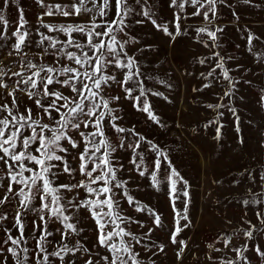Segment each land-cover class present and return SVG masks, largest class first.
Masks as SVG:
<instances>
[{
	"label": "snow or ice",
	"instance_id": "snow-or-ice-1",
	"mask_svg": "<svg viewBox=\"0 0 264 264\" xmlns=\"http://www.w3.org/2000/svg\"><path fill=\"white\" fill-rule=\"evenodd\" d=\"M12 2L13 0H0V23L3 24L0 41L14 37L9 47L17 54L25 48L35 47L53 59L51 63L25 60L20 65L22 71H5L0 67V89L6 93L0 102V226L9 220L7 207L15 208L11 213L12 227H2L6 238L0 241V264H53L52 258H56L60 264H76L73 258L80 252L91 253L84 264H142L139 259L141 253L134 248V245L140 244V239L134 232L120 225L135 224L143 228L145 224L141 220L124 215L125 210L120 201L126 199L129 206L135 207V211L149 213L152 222L148 225L145 237L150 238L155 229L163 228V221L154 210L142 206L128 194V181L118 175L122 173L124 165L115 154L125 147H130L133 152L130 163L141 177L146 173L150 176L152 187L159 190V185L165 179L168 182L169 197L176 213L175 227L169 231V239L172 244L181 246L176 253L177 259H180L187 245L183 239L178 240L177 237L191 226L188 182L173 166V161L167 154L151 141L147 143L158 156L163 157V161L155 159L151 171L145 166L143 152L137 149L141 148V142L145 141L146 137L135 129L121 126L118 123L122 119L118 114L119 109L114 106L121 99L118 93L112 94L115 85L124 91V99L134 100L133 106L138 111L147 113L154 123H159L158 116L153 114L147 99L150 90L145 88L140 79L143 73L138 67V62L125 50V46L131 42L126 31L129 27L128 18L136 9L129 0H69L68 3L57 4L36 0L45 11L37 17L36 33L39 39L32 41L29 39L31 33L25 29L27 21L23 8H19L18 27L10 35L6 34L9 22L3 13ZM141 3L142 0H135V4ZM143 3L146 5L147 0H143ZM243 4L258 6L253 4V0H243ZM169 6L176 9L172 31L169 30L168 24L157 23L150 7H143V10L137 13L143 19L137 20L136 23L150 21L158 31H162L174 42L178 37L187 35V30H182V20L189 17L182 16L181 13H184L185 7L188 6L194 9L191 17L202 16L203 21L208 22L203 27H197L196 34H206L215 44L219 39L217 33L225 31L221 26L210 30L212 21L218 16V9L221 6L234 8L231 0H170ZM111 10H114V15L109 18ZM232 15L239 19L235 11ZM44 16H61L68 22L45 23ZM82 16H87V19H79ZM41 28L47 29L49 33H62L67 39H55L40 31ZM74 34H78L80 38L77 39ZM254 39L260 40L261 37L249 33V50ZM2 46L3 44H0V47ZM205 47H208L206 43ZM49 49L52 51L49 52ZM215 55L219 61L216 68L222 70L229 87L234 89L237 82H233L229 70L225 69L224 57L219 53ZM228 59L235 57L229 56ZM200 63L205 61L201 60ZM114 69L119 72L113 71ZM25 72L28 74L25 75ZM214 72L215 68L207 75L212 76ZM14 77L16 79H13ZM57 85L58 89L54 87ZM204 87L209 85L205 84ZM64 89L69 90V94H65ZM136 89L139 95H133ZM17 93L26 95L31 104H21ZM151 95L161 96L162 93L152 91ZM232 95V91L224 93L227 97ZM260 104L264 107V96L260 97ZM208 107L218 112L217 119L212 122L217 125L215 139L221 138V129L224 128V124L220 123V117L224 115L219 112L220 108H226L234 117L235 132L239 137L242 122L235 107L225 104H209ZM109 127L115 133L121 134L115 138V142L114 138H110ZM124 133L136 136V142L126 146L123 142ZM243 142L240 140V143ZM165 162L169 171L161 179L158 173ZM61 175H66L69 179L58 183ZM258 175L259 179L264 181V174ZM250 178L255 180V177ZM177 185L181 187L178 189ZM180 195L185 197L183 211L176 208V200ZM251 195L253 198L243 200V205L264 206V193ZM13 200L16 201L15 205H12ZM70 210L75 211L68 214ZM77 212L81 215L86 213L95 222V243L105 249V254L91 252L89 247L81 243L84 239L81 234L85 227L78 226ZM29 215L32 217V231L26 234ZM255 215L260 224L264 225V215H261L260 208L256 209ZM181 221L186 223L181 224ZM247 223L251 225V221ZM54 224L58 226L53 228ZM13 230L17 235L13 234ZM255 230V225L244 230L248 240L253 238ZM56 234L60 236L59 241L55 239ZM73 235L79 236L80 239L70 247L65 241ZM30 239L35 241L31 248L28 247ZM222 239L227 248L231 238L225 236ZM50 245L56 247L50 251ZM153 247L158 248L159 253L165 251L164 244L153 242ZM253 248L257 256L264 261V248L259 245H254ZM231 250L236 253V258L223 260L221 264H252L246 255L249 251L247 243ZM158 252L152 251V256H157ZM93 255L97 259L93 260ZM151 264H155V261Z\"/></svg>",
	"mask_w": 264,
	"mask_h": 264
},
{
	"label": "rangeland",
	"instance_id": "rangeland-1",
	"mask_svg": "<svg viewBox=\"0 0 264 264\" xmlns=\"http://www.w3.org/2000/svg\"><path fill=\"white\" fill-rule=\"evenodd\" d=\"M231 2L234 8L221 6L217 18L212 21L210 30H214L216 26L225 29L223 33H217L219 39L214 44L206 34H196L195 29L205 26L208 22L203 21L202 16L191 17L193 8L186 6L184 13H181L182 16L189 17L182 20V30L186 29L187 35H182L173 42L162 31H158L150 21H145L143 24L136 23L137 20L143 19L137 13L141 12L143 7H150L157 23L168 24L169 30L172 31L176 9L169 6L170 0H147L146 5L143 0L141 5L135 4V0H129L136 12L128 18L129 27L126 31L127 38L131 42L125 46V50L138 62V67L143 73L140 79L145 88L150 90L147 99L153 114L158 116L159 123H154L147 113L138 111L133 106L135 101L124 99V91L114 85L112 94L118 93L121 96L120 101L114 105L119 109L118 114L122 118L118 123L128 129H135L146 137L137 151L143 152L145 166H148L150 171L154 166L153 161L157 158L163 161V157L158 156L147 141L155 143L162 152L166 153L173 161V166L188 182L191 196V203L188 205L191 226L184 229L177 237L178 240L183 239L187 246L184 247L181 258L177 259L176 253L181 246L172 244L169 239V231L174 230L175 227L176 213L172 208L167 180L165 179L157 190L151 186L150 176L146 173L141 177L138 170L130 163L133 158L130 147L117 151L115 155L124 165L122 173L118 175L128 181L126 186L128 194L142 206L154 210L163 221V228L155 229L150 238L145 237L148 225L152 222L149 213L135 211V207L129 206L126 199L120 201L121 207L125 210L124 215L141 220L145 224L143 228L135 224L120 225L134 232L140 239V244L134 245V248L141 253L139 259L142 264H151L153 260L155 264H221L223 260L235 259L236 253L231 249L242 247L245 243L249 247L246 255L251 259L252 264H264L253 248L254 245L264 248V225L260 224L255 215L257 208H260L261 215H264V206L242 204L243 200L253 198L252 193H264V181H261L258 175L264 174V107L260 104V97L264 96V0H253V4L258 5L257 7L245 5L243 0H231ZM19 8L24 10V18L27 21L25 29L31 33L29 39L38 40L37 17L42 15L45 9L40 7L36 0H13L10 6L5 8L3 14L9 22L6 34L10 35L18 27ZM233 11L238 14L239 19L232 15ZM79 19L85 20V18ZM44 22L57 24L68 21L61 16H44ZM2 29L3 24L0 23V30ZM40 31L55 39H67L62 33H49L44 28ZM249 33L261 37L260 40H253L251 50L247 44ZM74 35L77 39L80 38L78 34ZM14 39L13 37L0 41V44H3L0 47V67L5 71H22L20 65L25 60L34 63L52 62L51 56L42 54V50L35 47L25 48L23 52L17 54L9 47ZM205 43L208 47H205ZM216 44L219 46L217 47ZM51 51L49 49V52ZM9 52L12 54L8 55ZM216 53L224 57L225 69L229 70L233 82H237L234 89L229 87L222 70L216 68L219 62ZM229 56L235 59H228ZM201 60L205 63L201 64ZM56 66L59 67V64ZM213 68L215 72L212 76H208L207 73ZM113 71L119 72L118 69ZM27 74L25 72V75ZM205 84L209 87L205 88ZM54 87L59 88L58 85ZM194 89L199 90L194 91ZM152 91L160 92L162 95L153 96ZM225 91H232L233 95L224 96ZM64 93L69 94V90L64 89ZM133 95H139L138 89ZM5 96V91L0 89V102ZM17 97L21 104H31L23 93H17ZM209 104H225L237 109L242 122L239 137L235 132L234 117L226 108H220L219 112L224 113L223 117H220V123L224 124V128L221 129V138L215 139L217 125L212 122L217 119L218 112L209 108ZM108 131L114 142L115 138L121 135L110 127ZM122 135L126 146L134 144L137 140L136 136L128 133ZM240 140L244 142L240 143ZM168 171L165 162L158 176L163 179ZM250 177H255V180ZM68 179L66 175H61L57 182H65ZM180 187L177 185L178 189ZM81 192L84 195L83 190ZM66 195L70 194L66 193ZM184 202L185 197L180 195L176 200L177 210L183 211ZM15 204L16 201L13 200L12 205ZM14 211V207H7L6 214L9 215V220L0 226V241L6 238L2 227H12L11 213ZM73 211L75 210H70L68 214ZM76 215L79 217L78 226L85 227V231L81 234L84 237L81 243L89 247L91 252L98 251L105 254V249L95 243V222L86 213L81 215L77 212ZM31 218L29 215L26 234L32 231ZM248 221L256 226L251 240L244 235V230L251 227ZM184 223L186 221H181V224ZM57 226L52 225L53 228ZM13 234L17 235L15 230ZM225 236L231 238L227 248L222 239ZM55 239L59 241V234L55 235ZM77 239L80 237L73 235L65 243L71 247ZM153 242L164 244L165 251L159 253L158 248L153 247ZM34 243L35 241L30 239L28 247L31 248ZM55 247L56 245H50L49 250ZM152 251L158 252V255L152 256ZM90 255L91 253L80 252L73 259L76 260V264H84ZM92 259L95 260L97 257L93 255ZM52 260L53 264H60L56 258Z\"/></svg>",
	"mask_w": 264,
	"mask_h": 264
},
{
	"label": "crops",
	"instance_id": "crops-1",
	"mask_svg": "<svg viewBox=\"0 0 264 264\" xmlns=\"http://www.w3.org/2000/svg\"><path fill=\"white\" fill-rule=\"evenodd\" d=\"M46 3L49 4H57V3H68L69 0H45ZM91 6V5H89ZM114 15V10L109 11V18H111ZM80 18H85V20L87 19V16H82Z\"/></svg>",
	"mask_w": 264,
	"mask_h": 264
}]
</instances>
